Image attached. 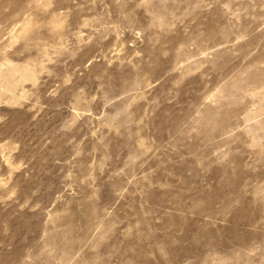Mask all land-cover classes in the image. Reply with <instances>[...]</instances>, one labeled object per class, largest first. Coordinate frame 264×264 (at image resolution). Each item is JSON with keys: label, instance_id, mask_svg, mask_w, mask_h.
Masks as SVG:
<instances>
[{"label": "rangeland", "instance_id": "obj_1", "mask_svg": "<svg viewBox=\"0 0 264 264\" xmlns=\"http://www.w3.org/2000/svg\"><path fill=\"white\" fill-rule=\"evenodd\" d=\"M0 264H264V0H0Z\"/></svg>", "mask_w": 264, "mask_h": 264}]
</instances>
